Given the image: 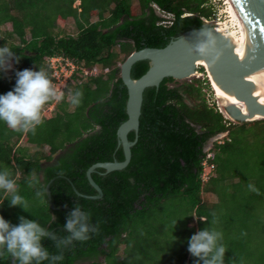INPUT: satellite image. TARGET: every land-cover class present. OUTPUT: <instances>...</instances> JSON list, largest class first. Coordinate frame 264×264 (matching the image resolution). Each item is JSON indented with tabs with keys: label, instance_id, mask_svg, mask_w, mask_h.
I'll use <instances>...</instances> for the list:
<instances>
[{
	"label": "trees",
	"instance_id": "16d2710c",
	"mask_svg": "<svg viewBox=\"0 0 264 264\" xmlns=\"http://www.w3.org/2000/svg\"><path fill=\"white\" fill-rule=\"evenodd\" d=\"M54 1L67 10L56 8L50 15L47 0H0V28L11 26L0 47H9L19 58L10 71L0 73V95L15 87V73L24 69L43 68L53 80L49 58H66L78 68L63 100L45 105L54 103L55 110L42 114L43 123L35 134L13 131L0 121V170L10 169L18 194L29 205L26 212L11 207L3 197L0 216L12 225L19 224L20 216L36 220L63 237L67 216L76 204L90 213L89 223L98 225V233L63 248L64 258L58 264H153L161 261L168 244L180 247L182 242V259L174 264H196L187 242L206 225L223 234L224 264H264V119L226 121L207 104L204 81L199 79L166 78L158 88L145 89L137 142L127 167L91 174L102 191L101 199L82 198L73 190L95 195L85 176L87 169L123 160L121 148L116 147L117 128L127 119L120 64L134 51L163 48L181 33L200 28L203 19L213 15L212 8L204 5L207 1L113 0L106 10L92 8L84 18L82 0L78 7H73L75 0ZM150 3L171 16L168 24L158 23ZM184 12L189 16L182 17ZM91 17L97 20L90 22ZM69 18L75 36L56 29L57 21ZM148 66L147 61L135 63L131 78L141 77ZM93 67L100 73L78 76L82 69ZM69 91L83 93L78 107L71 105ZM220 134L224 136L204 153L208 141ZM128 139L133 141L132 132ZM204 162L214 167L206 179ZM53 178L51 204L68 209L48 206L45 186ZM214 217L217 222L212 224ZM183 228L189 231L186 240L180 238L185 235ZM41 243L51 254H60L50 239ZM0 264L12 262L5 257Z\"/></svg>",
	"mask_w": 264,
	"mask_h": 264
},
{
	"label": "water",
	"instance_id": "95a60500",
	"mask_svg": "<svg viewBox=\"0 0 264 264\" xmlns=\"http://www.w3.org/2000/svg\"><path fill=\"white\" fill-rule=\"evenodd\" d=\"M233 1L252 37L251 55L246 59L240 58L230 36L218 33L212 23L203 22L200 28L181 33L163 48H143L132 52L120 64L119 76L127 92V119L117 128L116 147L121 148L123 160L90 166L85 176L96 194L86 196L73 189L77 196L92 200L102 198V191L92 180L91 174L98 169L103 170L104 174L120 171L129 164L131 147L137 142L144 90L158 88L166 78L183 81L194 77L198 72L195 65L198 59L206 62L219 105L233 122L245 123L256 121L255 118L264 119V0ZM206 34H211L214 41L211 54L201 57L194 49ZM140 61L148 62V70L134 80L130 75L131 68ZM200 74L203 76L205 70ZM131 132L134 134L133 141L128 139ZM54 180L55 178L51 179L45 186L48 206L52 210L68 209L64 206L54 208L51 204L49 187Z\"/></svg>",
	"mask_w": 264,
	"mask_h": 264
},
{
	"label": "clouds",
	"instance_id": "9594fccd",
	"mask_svg": "<svg viewBox=\"0 0 264 264\" xmlns=\"http://www.w3.org/2000/svg\"><path fill=\"white\" fill-rule=\"evenodd\" d=\"M213 41L211 34L204 35L194 51L201 57L210 55ZM13 61L19 63L16 54L7 46L0 47V73L10 71ZM15 75V87L0 95V121L13 131L35 134L37 126L43 123L44 106L52 101L60 102L64 98V93L56 90L43 68L39 71L24 69L17 71ZM82 96L81 91L68 93V99L73 107L80 105ZM33 179L34 177L29 179V187L33 186ZM0 191L5 193L11 207L18 206L27 212L28 201L18 194L19 186L7 168L0 170ZM36 195L39 197L41 193L37 192ZM89 220L90 213L83 211L80 205L76 204L64 225L67 235L58 237L36 220L20 216L19 224L12 225L0 216V259L7 257L12 264H43L44 261L58 264L64 258L63 248L71 245L73 241L85 242L91 238L90 233H98V225L90 224ZM216 222L214 217L212 224ZM45 238L54 242L60 254H51L42 246L41 241ZM222 241L221 232L214 228H205L190 237L187 251L196 258V264H224L227 249Z\"/></svg>",
	"mask_w": 264,
	"mask_h": 264
},
{
	"label": "rangeland",
	"instance_id": "374dc122",
	"mask_svg": "<svg viewBox=\"0 0 264 264\" xmlns=\"http://www.w3.org/2000/svg\"><path fill=\"white\" fill-rule=\"evenodd\" d=\"M83 1V3H84V5H83V14L81 15V18H84V17H86L87 15H88V13H89V11L93 8V10L94 9H96V10H98L99 12H102V11H104V10H106L107 8H108V6L109 5H107V4H109L111 1H113V0H82ZM207 1V4H206V6H210L211 8H212V12H213V15H212V17H211V20H209V22L210 23H212L213 25H214V23L215 22H218V21H220V22H225V21H228V18H227V14H225V10H226V5H225V2L223 1V0H206ZM47 2L49 3V5H50V7H49V10H50V15H52L53 14V11H54V9L55 10H57L56 8H58V9H61V8H59L58 6H61L62 4H58L56 1H54V0H47ZM95 2V3H94ZM134 3L136 2V1H133ZM94 3V4H93ZM111 4H113V3H111ZM66 5L64 6V8H62L61 10L62 11H66L67 9H66ZM81 8V9H82ZM112 8V5H111V7H110V9ZM58 11V10H57ZM163 15V14H162ZM163 17H164V21L165 22H167V23H161V24H164V25H166V24H168V22L170 21V19H171V17L170 16H168V15H163ZM80 18V19H81ZM227 18V19H226ZM10 29H11V26H10V24H6V25H4V26H2L1 28H0V39H1V37L3 36V34L6 32V31H10ZM56 29H57V31L59 32V31H63V32H66V34L68 33V34H71V35H74L75 36V34L77 33V30H76V27H75V25H74V22H73V19H71V18H69V19H67V20H65V21H57L56 22ZM29 36H27V38H28ZM16 41V40H15ZM17 42V41H16ZM200 69H202V67L200 68ZM199 68L197 69L198 70V72L200 73L201 72V70H200ZM206 69V68H205ZM201 73H203V70H202V72ZM76 74V71L74 72V73H69L68 75H66L65 77H63V78H61V80H63L64 81V83L66 82V83H68L69 82V80L74 76ZM78 76L80 77H83L82 76V74H81V72H79V74H78ZM84 78V77H83ZM207 78H208V74H207ZM207 78H205V75H203V76H201L200 78H198V77H191L190 79H187V80H185V81H187V82H189V81H191L192 79H199L201 82H203V85L204 86H202V88H203V93H205V98L207 97V95L210 97V98H212L213 97V95L215 94H213L212 95V93H213V91L211 92V89H212V83L211 84H209V82H210V80L208 81V79ZM80 79V78H79ZM82 82L84 81V79L83 80H81ZM81 81H79L78 83H80ZM62 87V86H61ZM205 87V88H204ZM211 87V88H210ZM216 96V95H215ZM213 99H215L214 97H213ZM217 100V99H216ZM217 103H218V101H217ZM54 104V103H53ZM53 104H51V106H48V107H46V106H44V108H43V110L44 111H52V110H55V106H53ZM219 104V103H218ZM42 110V111H43ZM42 114H43V112H42ZM225 115H226V113H225ZM227 117H228V115H226ZM232 121V120H231ZM233 122V121H232ZM222 137V135H217L216 137H214V138H212V139H210L209 141H208V143L206 144V147H205V149H208V148H211V146L213 145V141H214V139H217V140H219L220 138ZM25 190H28L26 187L24 188ZM192 226L194 225V223H192L191 224ZM205 228H212V227H209V226H205L204 227V229ZM221 231V230H220ZM183 233L185 234L184 236L183 235H181V240H186V238L189 236V231H186L184 228H183ZM222 233V232H221ZM223 235V234H222ZM175 243V242H174ZM184 242H182V245L179 247V245H176V246H173V245H171V244H168V246H166L165 247V249H164V251H163V255H162V258H161V261L160 262H157V260H155L156 262H152L153 264H174V263H176V262H178V261H180L181 259H182V254H183V250H184ZM170 250L173 252L172 254H170V253H168V252H170ZM166 253H168V254H166ZM99 262L101 261H103V259L101 258L100 260H98Z\"/></svg>",
	"mask_w": 264,
	"mask_h": 264
},
{
	"label": "bare ground",
	"instance_id": "6f19581e",
	"mask_svg": "<svg viewBox=\"0 0 264 264\" xmlns=\"http://www.w3.org/2000/svg\"><path fill=\"white\" fill-rule=\"evenodd\" d=\"M223 1L225 2L226 5L225 14H227L228 21L215 22L214 27L218 33L231 37V39L236 45L238 55L242 60H244L249 55H251L252 37L250 35L246 22L242 14L240 13L238 7L236 6L235 2L233 0H223ZM195 65L197 66V68L202 67V69L205 70L204 75L208 74L209 79L207 78V76L206 78L208 79V81L210 80L209 84H211L212 80L206 62L203 59H198ZM201 76L202 75L199 72L195 73L194 75V77H198V78H200ZM211 90L213 91L214 94L215 92H214L213 84ZM214 97L215 99H217L215 94ZM260 119L262 118H255L256 121Z\"/></svg>",
	"mask_w": 264,
	"mask_h": 264
},
{
	"label": "built area",
	"instance_id": "2783aa9c",
	"mask_svg": "<svg viewBox=\"0 0 264 264\" xmlns=\"http://www.w3.org/2000/svg\"><path fill=\"white\" fill-rule=\"evenodd\" d=\"M203 22H209V20L203 19ZM47 63L49 64V68L52 70L51 78L53 80H51V81H52L53 85L55 86V88L58 92H61V91L64 92V89H65L67 83L66 82L64 83V81L61 80V78L65 77L69 73H74L78 69L77 66L74 63H72L70 60H68L66 58H62V57L49 58V59H47ZM198 68H200V67H198ZM107 71H108L107 69H104L102 71V73L105 74V73H107ZM99 73H100V70L97 67H93L90 70H86V69L81 70V74L83 77H88L90 75H97ZM211 92H212V90H211ZM212 95H213V93H212ZM213 97H214V95H213ZM213 97L210 98L207 95V97H206L207 104L210 107L215 108L216 112L220 113L226 121H231V119L225 115V112L220 107V105L217 103V100L213 99ZM42 112L45 113L44 110ZM223 136L224 135H222V137ZM215 141H218V140L214 139L213 142H215ZM210 149L211 148H208V149L204 148V153H206ZM208 157H209V155H208ZM213 169H214L213 165H209L208 163L204 162L203 163V171H204L203 172V178L206 179L207 175L210 172H212Z\"/></svg>",
	"mask_w": 264,
	"mask_h": 264
},
{
	"label": "flooded vegetation",
	"instance_id": "af4514ba",
	"mask_svg": "<svg viewBox=\"0 0 264 264\" xmlns=\"http://www.w3.org/2000/svg\"><path fill=\"white\" fill-rule=\"evenodd\" d=\"M207 4V3H206ZM206 4H204V5H206ZM149 7H150V9L153 11V13L160 19L159 21H158V23L159 24H161V23H167V22H165L164 21V17H163V15L161 14V13H164V12H162L160 9H159V7H157L154 3H150L149 5H148ZM187 15V13H183V15H182V17H187L186 16ZM169 23V22H168Z\"/></svg>",
	"mask_w": 264,
	"mask_h": 264
},
{
	"label": "crops",
	"instance_id": "0c3cea01",
	"mask_svg": "<svg viewBox=\"0 0 264 264\" xmlns=\"http://www.w3.org/2000/svg\"><path fill=\"white\" fill-rule=\"evenodd\" d=\"M80 3H81V1L80 0H75V2H74V4H73V7H78V5H80ZM79 12H80V9L78 10ZM97 20V18L96 17H91L90 18V22H94V21H96ZM9 171H10V169L9 168H7ZM1 192V191H0ZM3 194H1L0 196V206L1 205H3L4 204V202L2 201V198L3 197H6V195H5V193L4 192H2ZM11 211V210H10ZM9 211V212H10ZM12 211H13V209H12ZM11 213V212H10ZM2 217H3V215H1ZM4 218V217H3Z\"/></svg>",
	"mask_w": 264,
	"mask_h": 264
}]
</instances>
